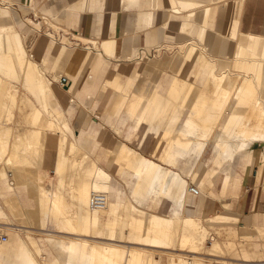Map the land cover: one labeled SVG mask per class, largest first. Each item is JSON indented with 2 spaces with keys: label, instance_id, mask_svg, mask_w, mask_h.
Wrapping results in <instances>:
<instances>
[{
  "label": "crops",
  "instance_id": "1",
  "mask_svg": "<svg viewBox=\"0 0 264 264\" xmlns=\"http://www.w3.org/2000/svg\"><path fill=\"white\" fill-rule=\"evenodd\" d=\"M0 2V26L14 25L22 35L30 56L43 67L51 85L56 84L57 100L68 114L69 118L61 106L76 136L84 143L90 134L93 148L96 145L97 149L92 156L111 172L110 184L114 187L111 198L116 202L122 200L124 204L121 223L123 229L128 228L134 207H140L133 196L129 200L124 199L125 189L130 193L135 191L138 177L134 170L118 162L119 154L111 149L118 150L122 144H126L148 159L158 162L167 160L170 141L165 138V132L185 126L192 112V102H195L198 95L194 90L189 94L188 103L184 104L187 92L177 90L173 93L175 81L181 78L195 86L204 85L216 66L225 65L234 58L241 35L264 36V0ZM9 3L35 9L41 15L48 13L55 18L59 17L64 28L81 41L84 40V44L92 46L70 47L53 37L48 39L45 35H37L32 43L34 30L26 24L19 25L17 13L6 5ZM107 44L111 47V52H106ZM130 52L140 59H132ZM58 70L71 81L68 90L56 83L62 76L57 73ZM137 87H141V103L135 106L122 104L123 100L127 101L126 97L134 95ZM124 95L126 97L123 98ZM18 128L25 127L18 125ZM55 143V159L52 161L53 152L47 151L44 161L45 165L48 163V166L53 167L52 171H48L50 176L47 192L50 194L54 189L52 182L56 181L57 176L58 139H52L47 146V149L53 150ZM209 146H212V142ZM255 148L257 153H244L236 158L227 183L226 172L209 181V191L205 192L204 199L200 193L188 192L191 197L186 205L182 201L177 202L176 192L171 190L173 196L165 198L154 194L143 208L166 216H174L179 210V213L195 218L197 215L201 218L202 214H232L238 219L226 224L236 229L238 240L244 242L250 251L264 256L263 146ZM43 154L37 159L40 171L43 170ZM214 155L211 147H207L203 157L193 152L187 158L177 156L176 165H163L196 183L195 175L186 170L184 162H195L194 171H200L202 162L213 159ZM10 163L9 156L0 161V199L5 201L16 198L26 214L32 213L36 224L19 223L24 234H44L45 230L38 225L41 217L38 180L36 177L33 181L24 179L26 167L23 162H18L17 173L11 169ZM8 168L12 170V178ZM36 173L35 169L34 174ZM208 195L211 197L206 200ZM50 223L54 226L53 218L49 219L48 224ZM47 232L56 237L110 241L104 237L72 234L59 228H48ZM33 238L39 243L48 239L42 235H34ZM113 242L122 243L118 240ZM47 252L44 257L48 254L51 260L59 257L63 261L67 257V254L56 253L51 245ZM161 255L168 257L164 253ZM229 260L231 264H264V258L254 261Z\"/></svg>",
  "mask_w": 264,
  "mask_h": 264
},
{
  "label": "bare ground",
  "instance_id": "2",
  "mask_svg": "<svg viewBox=\"0 0 264 264\" xmlns=\"http://www.w3.org/2000/svg\"><path fill=\"white\" fill-rule=\"evenodd\" d=\"M43 17L49 22L54 19L47 14ZM50 36L57 41V34ZM23 40L14 25L0 26V161L9 156L16 173L18 162H23L24 179L37 178L41 206L38 225L45 230V235L52 237L39 243L32 236H26L19 223L36 224L32 213L26 214L16 198L0 199V224L8 235L6 241H0V264H162L163 253L167 254L169 264H231L229 259L254 261L264 258L250 251L238 240L236 229L226 224L238 219L232 214L220 211L214 216L202 214L201 218L198 215L195 218L179 210L174 216H166L143 208L154 194L165 198L173 196L171 190L176 192L177 202L188 205L190 182L163 165H176L179 155L187 158L195 152L203 157L207 147L215 152L213 159L202 162L200 171H194L195 162H184L186 170L196 177L197 185L194 186L202 199L209 191V181L226 172L227 183L236 158L244 153L258 152L256 146H263L264 166V36L241 35L234 58L225 65L216 66L204 85L195 86L181 78L175 81L173 93L177 90L187 92L184 104L194 90L198 95L192 102V112L185 126L165 132V138L170 141L167 160L148 159L126 144L118 150L111 149L119 154L118 162L134 170L138 177L132 196L140 207H134L126 229L121 227L124 204L122 200L116 202L111 198L114 190L110 184L111 172L92 156L97 149L96 145L93 148L90 134L84 143L76 136L61 110L56 87L51 85L43 67L30 56ZM60 42L70 47L92 46L77 37L72 41L64 36ZM105 50L111 52V47L107 44ZM130 57L140 59L134 53ZM70 83L69 80L67 90ZM140 90L141 87H137L132 97L124 95L127 101L123 100L122 104L141 103ZM18 125L25 128H18ZM49 134H58L59 142L57 176L52 182L51 194L47 192L49 172L40 171L37 165ZM93 192L107 194L105 208L90 207ZM210 197L208 195L206 200ZM50 218L55 228L110 241L56 237L47 232ZM116 240L122 243H114ZM50 245L58 254H67V257L63 261L59 257L51 260L48 254L44 257Z\"/></svg>",
  "mask_w": 264,
  "mask_h": 264
},
{
  "label": "rangeland",
  "instance_id": "3",
  "mask_svg": "<svg viewBox=\"0 0 264 264\" xmlns=\"http://www.w3.org/2000/svg\"><path fill=\"white\" fill-rule=\"evenodd\" d=\"M6 5H8L9 6V8L12 10V11H14V12H16L17 13V15H18V18H19V21H20V26H22V25H24V24H26L29 28H31V29H33L34 30V36H33V39H32V43H33V41H34V39H35V37L37 36V35H45L48 39H51L52 37L50 36L52 33L53 34H57V41H61L62 40V38L64 37V36H66V37H68V38H70V39H72V41L76 38L70 31H68L66 28H64V26H63V22H62V20L59 18V17H57L56 16V18L54 17V16H52L51 14H48V13H46V14H48L50 17L52 16L53 18H54V20H52L51 18V22H49V20L48 19H44V17H46V18H48V16H44L43 17V15H41V13H36L34 10L35 9H28L27 7H22V6H16L14 3H9V4H6ZM37 9V8H36ZM37 10H39V8L37 9ZM54 23V24H53ZM82 41H84V40H82ZM75 42H77V41H75ZM31 43V44H32ZM73 47V46H72ZM74 47H76V46H74ZM77 47H79V46H77ZM30 49H31V46H30ZM57 73L61 76H65V75H63L62 73H61V71L60 70H58L57 71ZM58 84V83H57ZM56 84H54V86H55ZM61 86V85H60ZM62 87V86H61ZM57 99H58V97H57ZM73 98L71 97L70 98V100H72ZM59 102V101H58ZM61 105V104H60ZM62 106V105H61ZM62 109L64 110V112L66 113V111H65V109H64V107L62 106ZM66 115H67V117L69 118V116H68V114L66 113ZM115 133H117L116 131H115ZM119 135V134H118ZM57 136H58V134H49V138L47 139V142H46V146H45V150H44V154H43V157H42V161H41V167L43 168V169H46V170H48V171H52L53 170V167H50V166H48V163H47V165H45V163L46 162H44L45 161V158H46V153H47V151L48 152H53V154H52V161L55 159V153H56V143L54 144V148H53V150H51V149H47V146L48 145H50L49 143L51 142V140L52 139H54V140H57ZM49 141V142H48ZM257 153V152H256ZM11 169L12 170H14L15 171V169L11 166ZM12 170H10V168H8V171H9V175L10 174H12ZM13 171V172H14ZM14 176V175H13ZM13 176H10L11 178L13 177ZM113 177H114V173H113ZM114 180H115V177H114ZM189 182H190V184L191 185H196V183L194 182V181H192V180H188ZM15 189H16V187H15ZM125 197H124V199L125 200H129L130 199V197H132V195H133V193L131 192H128V190L127 189H125ZM170 212V211H169ZM50 230H55V227L53 226V223H50V225H49V227H48ZM28 230H31L30 228H28ZM25 235L27 236V235H30V236H32V237H34V235H42V236H46V237H48V238H51L52 236H49V235H45V234H41V233H30V232H27V233H25ZM128 245H130V246H133V244H128ZM54 251L57 253V251H56V248L54 247ZM168 258H164V260H163V263L162 264H169L168 263V260H167Z\"/></svg>",
  "mask_w": 264,
  "mask_h": 264
},
{
  "label": "built area",
  "instance_id": "4",
  "mask_svg": "<svg viewBox=\"0 0 264 264\" xmlns=\"http://www.w3.org/2000/svg\"><path fill=\"white\" fill-rule=\"evenodd\" d=\"M68 81L69 80L66 76H61L60 80L56 83L61 85L63 88H66ZM189 192H192L193 194H198L199 190L196 186L190 185ZM107 201L108 197L105 192H93L90 196V207L92 209H103L106 207ZM2 227L3 225L0 224V241H6L8 239V235L5 231H3Z\"/></svg>",
  "mask_w": 264,
  "mask_h": 264
}]
</instances>
